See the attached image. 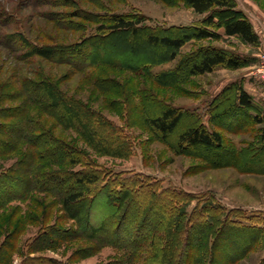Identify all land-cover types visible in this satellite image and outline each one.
<instances>
[{
  "label": "rangeland",
  "instance_id": "rangeland-1",
  "mask_svg": "<svg viewBox=\"0 0 264 264\" xmlns=\"http://www.w3.org/2000/svg\"><path fill=\"white\" fill-rule=\"evenodd\" d=\"M235 1L253 23L261 40L258 46L227 37L223 28H217L223 35L220 40L191 41L178 51L176 59H171L169 50L149 48L145 34L127 41L124 33L114 34L110 18L135 16L144 20L140 28L159 31L201 26L210 13L198 14L184 0H0V124L17 123L2 120L1 116L6 110L23 108L33 102L27 95L28 83L48 81L68 96L91 106L130 136L134 149L129 158L100 155L76 130L64 126L52 129L48 116L38 118L54 135L85 151L94 163L113 173H142L160 179L164 188L175 186L198 195H213L229 210L241 209L249 216L254 214L264 220V175L245 174L235 168L194 174L193 168L203 161L174 154L148 128L143 113L144 100L154 97L176 108L194 111L209 124V104L225 86L238 82L251 92L263 111L261 116L264 115V75L260 73L264 66V0ZM20 38L29 40L33 48L15 44ZM92 38L97 39L99 52L106 59L98 58L99 62L87 68L75 66L70 55L65 56L66 61L57 62L53 54L56 49L61 53L81 46L83 54H89L88 41ZM208 46L230 51L247 66L238 70L218 67L212 73L179 81L182 73L176 70L183 59L198 48ZM111 58L114 63L106 62ZM124 59L128 64H124ZM142 61L146 62L141 66L130 65ZM163 75L173 78L164 80ZM37 110L34 113L40 111ZM263 130L264 123L245 134L227 133L226 136L238 148H246L249 143H260ZM25 150L31 151L26 142ZM18 159L17 154L0 158V172L8 170ZM68 169L82 168L53 166L46 171ZM101 199L89 215L85 210L76 213L81 222L71 219L56 196L34 193L27 200L11 204L0 213V264H22L27 257H46L69 264H108L119 260L150 264L152 246L132 253L117 247H102L96 237H85V225L97 227L112 208V201ZM52 227L65 237L55 232L51 235ZM14 244L16 252L9 259ZM262 259L264 247L261 246L240 264H260Z\"/></svg>",
  "mask_w": 264,
  "mask_h": 264
},
{
  "label": "trees",
  "instance_id": "trees-1",
  "mask_svg": "<svg viewBox=\"0 0 264 264\" xmlns=\"http://www.w3.org/2000/svg\"><path fill=\"white\" fill-rule=\"evenodd\" d=\"M184 1L198 14L210 13L201 26L156 31L140 28L142 18L115 15L110 18L113 33H124L126 41L145 34L144 40L149 48L169 50L171 59H176L178 51L191 41L220 40L223 35L217 28H223L225 36L237 37L244 44L258 46L261 43L253 23L235 0ZM19 40L15 44L22 48L31 49L33 46L27 39ZM81 49V46L74 47L61 53L56 49L53 54L57 62L66 61L65 56L70 55L74 58V65L86 68L99 62L98 58L106 59L99 52L96 38L88 41L89 54H83ZM108 61L115 62L112 58ZM123 62L128 64L125 59ZM145 62L130 65L141 66ZM245 66L247 63L230 51L208 46L186 56L176 71L182 73L179 78L182 81L189 76L212 73L218 67L238 70ZM162 77L164 80L173 78ZM26 91L33 100L29 105L36 107L35 110L26 105L6 110L1 116L2 120L17 123L0 124V158L17 154L19 159L8 170L0 172V213L17 201L40 193L56 196L71 219L81 222L76 213L85 210L89 215L96 202L104 197L112 201V208L97 227L85 225V237H96L102 247L112 246L132 253L152 246L153 262L150 260V264H240L258 247H264V220L256 218L258 216H249L241 209L229 210L213 195H198L175 186L164 188L162 180L142 173H113L39 123L41 115L48 116L52 129L64 126L76 130L96 153L129 158L134 146L125 129L91 106L68 96L45 80L31 81ZM144 102L147 126L159 141L177 156L197 157L203 161L193 168L194 174L235 168L245 174L264 175V130L260 143H249L246 148H238L226 136L227 133L245 134L264 123L262 109L240 83L225 86L212 100L207 110L209 124L194 111L176 108L154 97ZM37 109L40 111L34 113ZM25 142L31 151H24ZM201 153L207 156L200 157ZM53 166H70L72 169L81 166L82 169L46 171ZM194 202L198 204L189 211ZM50 229L51 235L54 232L62 234L54 227ZM11 248L9 259L16 252L17 245ZM22 264L69 263L46 257H27ZM108 264L134 263L119 260ZM260 264H264V259Z\"/></svg>",
  "mask_w": 264,
  "mask_h": 264
},
{
  "label": "built area",
  "instance_id": "built-area-1",
  "mask_svg": "<svg viewBox=\"0 0 264 264\" xmlns=\"http://www.w3.org/2000/svg\"><path fill=\"white\" fill-rule=\"evenodd\" d=\"M260 71H261L260 73H262L264 75V66Z\"/></svg>",
  "mask_w": 264,
  "mask_h": 264
},
{
  "label": "crops",
  "instance_id": "crops-1",
  "mask_svg": "<svg viewBox=\"0 0 264 264\" xmlns=\"http://www.w3.org/2000/svg\"><path fill=\"white\" fill-rule=\"evenodd\" d=\"M251 93V92H250Z\"/></svg>",
  "mask_w": 264,
  "mask_h": 264
}]
</instances>
